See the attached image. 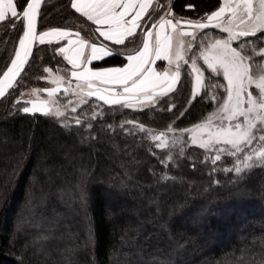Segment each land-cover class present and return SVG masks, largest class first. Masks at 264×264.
I'll use <instances>...</instances> for the list:
<instances>
[{
  "label": "trees",
  "instance_id": "1",
  "mask_svg": "<svg viewBox=\"0 0 264 264\" xmlns=\"http://www.w3.org/2000/svg\"><path fill=\"white\" fill-rule=\"evenodd\" d=\"M166 1L184 20L203 18L221 4L157 0L149 14L158 4L163 13ZM71 2L45 0L39 32L67 28L101 42L96 26ZM20 36V28L8 31L0 22V77ZM225 36L209 27L198 40ZM251 38L263 46L264 37ZM142 40L138 35L127 50L115 47L130 51ZM61 45L37 43L27 68L0 100V164L8 162L0 184V264H264V159L249 148L213 162L179 132L213 110L212 97L224 95L218 79L207 72L205 88L192 98L183 65L175 90L151 106L128 108L91 96L64 116L23 113L29 105L25 91L38 88L46 95L44 69L69 66ZM114 58L104 65L124 63ZM168 129L178 132L158 148L153 136ZM247 154L252 161L244 159ZM237 166L239 174L227 170Z\"/></svg>",
  "mask_w": 264,
  "mask_h": 264
},
{
  "label": "snow or ice",
  "instance_id": "2",
  "mask_svg": "<svg viewBox=\"0 0 264 264\" xmlns=\"http://www.w3.org/2000/svg\"><path fill=\"white\" fill-rule=\"evenodd\" d=\"M44 2L45 0H23V3H18V0H0V22H5L8 31L18 28L22 30V36L18 38L19 48L15 51L14 58L10 60V66L2 72L0 77V97L5 95L6 88H13L16 78L24 71V66L28 64L29 57L32 55L33 43L52 44L53 39L59 43L67 38V46L59 47L58 51L73 69H79L72 72L73 77L84 80L90 89L96 82L101 85L111 84L114 87H120L125 95L122 100L115 93L114 88H105L102 91L90 90L87 93L89 97L96 96L105 104H122L132 108L133 104L128 94L135 93L137 101L142 106L143 104L151 106L175 90L174 85L178 83L181 76V63L183 65L191 63L189 74H195L198 87L202 86L205 70L209 71L210 76L214 74L213 78L226 81V84L219 85L226 93V99L222 95L212 97L218 104L219 123L214 132L208 133V141L201 143L200 147L207 148L215 144L230 145L234 150L230 154L236 156L238 152H244L249 148L256 152V149L252 148L253 142L264 141V135L257 137L253 132L256 128L254 120L259 118V122L264 124V75H257L251 63L254 58L264 60V47L257 50L248 45L247 40L233 46V42L241 41V38L255 37L256 40H260L264 37V0H223L224 6L197 20L177 19L174 11L167 6H163L165 10L159 13L157 9L161 7L160 4L149 14L146 10L152 5L153 0H72L70 7L76 13H80L88 21L100 26L96 29L99 37L103 38L99 44L72 40L70 37L73 33L62 28H51L37 34V18ZM185 7L194 9L195 5L187 4ZM226 14L227 19H225ZM182 22L196 31H182ZM209 27L219 29L220 33H227V38H213L208 43L197 40L196 33ZM137 29L141 30L139 34ZM75 35L79 37L80 33L77 32ZM138 35L144 38V42L139 47L125 52L119 50V48L127 50L133 46ZM184 36L192 37V43L187 47L182 39ZM104 41L110 42L112 46ZM193 47L197 49L198 54L193 53L186 59V54L191 52ZM248 47H251V51H246ZM114 55L124 61L123 66H104L103 62ZM197 60H202L206 69L198 66ZM94 61L96 66L88 67ZM155 61H167L168 65L173 66L174 71L163 67L157 70L153 67ZM44 71L50 72L51 69H44ZM160 80H163L167 87L160 93L154 94L153 88ZM44 91L51 95L55 94L57 89ZM64 91L67 92L68 89L65 88ZM206 95L207 91H205ZM21 111L34 114L41 112L42 107L33 103L31 107H22ZM72 111L75 112L76 109L73 108ZM43 114L64 116V113L59 110L43 111ZM241 117L244 118L247 128L242 126ZM75 123L79 125L81 120L76 118ZM208 126L211 127V121ZM88 127L91 128L92 125L89 124ZM140 128L141 131L144 130L143 125H140ZM156 139H159V136ZM192 143H196L194 137ZM156 146L165 147L163 143ZM219 151H227V149ZM257 156L264 159V148L257 152ZM244 159L252 161L253 156L247 154ZM219 160L221 156L218 154L213 162ZM252 167V164H245V169ZM227 170L230 172L234 170L238 174L243 171L238 166ZM81 198H83L82 194Z\"/></svg>",
  "mask_w": 264,
  "mask_h": 264
},
{
  "label": "rangeland",
  "instance_id": "3",
  "mask_svg": "<svg viewBox=\"0 0 264 264\" xmlns=\"http://www.w3.org/2000/svg\"><path fill=\"white\" fill-rule=\"evenodd\" d=\"M166 3H165V6L170 8V6L168 4V1H166ZM254 6H256V5L254 4ZM229 11H230V9H229ZM225 19H227V14L225 15ZM194 31H196V30L194 29ZM200 32L201 31L196 33L197 40H198V34ZM225 35L226 36L223 37V38L226 39L228 34L225 33ZM185 39H186L185 40V47H187L188 45H190L192 43V37L187 36V38H185ZM245 40H247L248 45H250L251 47H255L257 50H259V48H260L259 44L256 41H254L252 38H241V41H234L233 42V46L235 47L237 45V43L244 42ZM208 42H211V41H206L205 43H208ZM18 46H19V44H18ZM18 46H17V49H18ZM251 47L246 48V51H251ZM262 47H264V39H263V46ZM193 53H197L198 54L197 49L195 47L192 48L191 52H188L186 54L185 58L187 59L189 56H192ZM251 63H252L253 71L257 75H264V60H257V59L254 58ZM174 64H175V62H174ZM197 65L200 66L201 68L206 69V65L203 64L202 60H197ZM182 66H183V63H181V76L183 74ZM187 68H188V72L190 73L191 72V63H189L187 65ZM59 70H63V69H59ZM207 72H209V71L205 70L204 73H203L202 86L201 87H198L197 84H196L195 74H191L190 75L191 87H192L191 88V91H192L191 96H192V98H194L198 94H200L203 91V89L205 88L206 82L208 81V80L206 81ZM181 76H180V78H181ZM213 76H214V74H213ZM60 78L61 77L59 75L48 72L47 76L45 77V80L48 81V84L55 86V88L57 89L56 92H58L60 89H61V91H63L62 95H64V97H66V100H67V102H66L67 104L66 105H62L63 102L61 100L62 99L61 95L58 96L57 99L54 98V96L56 97V94L54 96H48L49 99H47V101H45L44 99L41 98V97H43L42 95H40V93H41L40 91L41 90L36 88V89H29V90L25 91V97L30 101L28 107H31L32 104L35 103V104H37V106L42 107V111L40 113H43V111L56 112L57 110H59L61 112H64L66 110L67 111H72L73 108H75L77 110L79 107H81L82 105H84L87 102L89 96H87V95H85L83 93L78 94L76 92L77 90L75 88L74 89H69L67 92H65L61 88V86H59V85H62V81H61ZM217 79H218V84L219 85L220 84H226V81H223L220 78H217ZM53 81H58V83H53ZM209 84L210 85L212 84L210 79H209ZM219 88L223 90V88H221V87H219ZM214 90H215V86L213 85V86H211L210 91L212 92ZM35 91H38L37 94L36 93L34 94ZM73 93H77V94L73 95ZM153 93L155 94V90L153 91ZM33 94H34V96H33ZM134 96H136V95H134ZM223 98L226 99V93H224ZM53 102H55V104H53ZM214 103H215V105H214L215 107L213 108V110L201 122H199L198 124H195V125H193L191 127H188L186 129H183V130L179 131V132H183V133L186 134L187 140H188L190 145H194V146L200 147L201 143H205V142L208 141V139H209L208 133L210 131L214 132L216 130V125L219 123L218 118H217L218 104L215 101H214ZM132 104H133L132 108H140V107L148 105V104H143V106H142L141 103L138 102L137 100H136V102H133ZM209 121H211V127L208 126ZM240 122L242 123V126L244 128H247V124L244 122V118L243 117L240 118ZM225 123H227V122H225ZM254 123H256V128L253 129V132L257 135V137H259L260 135H264V130H262V129H264V124H261L259 122V118L254 120ZM197 125H201V127L198 128ZM175 132H178V130L168 129L167 131L159 132V134H156L155 136H153V138L155 139L156 144L163 143L166 146L168 144L169 138H170V135H168V134H171V133L174 134ZM161 133H163L164 135L161 136L160 135ZM157 136H159V139H156ZM193 137L196 139V143L195 144L192 143ZM252 148L256 149V153H257L262 148H264V141H260V140L254 141ZM2 149H4V147ZM202 149H204L206 151V155H207L208 158L209 157L210 158H214L218 154L221 157L226 156V155L232 156L230 153L232 151H234L231 148L230 145H225V144H215L214 146H209L207 148H202ZM220 149H227V151H219ZM240 153L241 152H238L237 155L240 154ZM7 164H8V162L6 160L1 161V164H0L1 165L0 166V184L3 181L1 179L2 178L1 174H2V170H3V166L7 165ZM15 216L16 217L19 216V208H18L17 212L14 214V217Z\"/></svg>",
  "mask_w": 264,
  "mask_h": 264
},
{
  "label": "crops",
  "instance_id": "4",
  "mask_svg": "<svg viewBox=\"0 0 264 264\" xmlns=\"http://www.w3.org/2000/svg\"><path fill=\"white\" fill-rule=\"evenodd\" d=\"M156 1L157 0H153V3H152V5L146 10L148 13L150 12V10L152 9V7H153V5L156 3ZM224 4H223V0H221V4H220V6L219 7H221V6H223ZM218 10V9H217ZM86 18V17H85ZM146 18V17H145ZM90 22H92V21H90ZM93 23V22H92ZM94 24V23H93ZM95 26H96V29L98 28V27H100L99 25H96V24H94ZM51 29V28H50ZM50 29H47V30H50ZM62 29H65V30H68V31H70V32H72L73 33V35L70 37L72 40H84V41H87L89 44H91V43H97V44H99L100 42H95V41H90V40H88V39H86V38H84L81 34L79 35V37H77L76 35H75V33H77V31H73V30H70V29H67V28H62ZM47 30H43V31H47ZM140 29H137L136 31L138 32ZM181 30L182 31H189V32H194V29H192L191 27H188V26H183V25H181ZM153 31H157L156 29H153ZM40 33V32H39ZM38 33V34H39ZM99 34V33H98ZM102 38V37H101ZM185 38H187V36H184V37H182V39H183V41H184V44H185ZM103 39V38H102ZM55 42V39H53V43ZM60 42H62V45L61 46H67V38L66 39H64V40H61ZM108 42V41H107ZM144 42V38H143V40H142V43ZM38 43V42H37ZM110 43V42H109ZM141 43V44H142ZM111 44V43H110ZM115 56V55H114ZM114 56L113 57H108L106 60H111L112 62L115 60V58H114ZM63 57V56H62ZM66 61V60H65ZM67 62V61H66ZM174 62H175V57L173 58V64H174ZM68 63V62H67ZM69 64V63H68ZM96 66V62L94 61L93 62V64L92 65H89L88 67H95ZM104 66H123V64L122 65H116V64H106V65H104ZM153 67H155L157 70H160L162 67L163 68H169V69H172V70H174L173 69V66L172 65H168V62L167 61H155V63H154V65H153ZM73 71H79V69H73V67H72V65L71 64H69V66L67 67V68H64L63 70H57V71H53V70H51L50 71V73H53V74H57V75H59L60 77H62L63 79L61 80L62 81V85H59V86H61V88L64 90L65 88H67L68 90L69 89H76L77 91V93L78 94H80V93H83L84 94V92H89L90 90H96V89H100V90H103V89H105V88H114V91H115V93H116V88L117 87H114L113 85H111V84H108V85H101V84H99L98 82H96V83H93L92 84V86H91V89L87 86V84H86V82L84 81V80H79V79H77L76 77H73L72 76V72ZM159 79V78H158ZM169 82H170V79H171V73H170V76H169ZM166 86V84H164V82H163V80H160L159 81V83H158V85L157 86H155L154 88H153V91L154 90H157V89H160V88H162V87H165ZM52 88H55V86L54 85H50V84H48V81H47V86H46V88L45 89H52ZM33 89H36V88H33ZM44 89V90H45ZM43 90V91H44ZM37 92L38 91H35L34 92V94L36 93L37 94ZM46 92V95L45 96H43V97H41L42 99H44L45 101H47V99H49L48 98V96H54L55 94H56V97L54 96V98H56L57 99V97L59 96V93L61 92V89L58 91V92H56L55 94H49L47 91H45ZM63 92V91H62ZM77 93H73V95H75V94H77ZM34 94H33V96H34ZM41 95V94H40ZM128 95H136L135 93H132V94H128ZM55 99V100H56ZM29 101V100H28ZM29 103H30V101H29ZM53 104H55V102H53Z\"/></svg>",
  "mask_w": 264,
  "mask_h": 264
},
{
  "label": "water",
  "instance_id": "5",
  "mask_svg": "<svg viewBox=\"0 0 264 264\" xmlns=\"http://www.w3.org/2000/svg\"><path fill=\"white\" fill-rule=\"evenodd\" d=\"M45 3V2H44ZM44 3L41 5V11H42V8H43V5H44ZM40 15H41V12H40ZM40 15L38 16V18H37V23H36V27H37V34L39 33V21H40ZM181 25H183V26H187V25H184L183 24V22H182V24ZM36 45H37V42H35V43H33V46H32V55H31V57H29V62H28V64L30 63V61H31V59H32V56H33V54H34V51H35V48H36ZM18 48H19V46H18ZM18 50V49H17ZM28 64H26L25 66H24V71H25V69L27 68V66H28ZM23 71V72H24ZM23 72L20 74V76H18L17 78H16V82L14 83V85L17 83V81L19 80V78L21 77V75L23 74ZM2 77V76H1ZM14 85H13V87H14ZM11 89H8V88H6L5 89V95L10 91ZM102 91V90H101ZM4 95V96H5ZM3 96V97H4ZM122 100L125 98V95H118ZM3 97H0V100L3 98ZM94 98H96L97 100H99L96 96H93ZM129 98L131 99V100H133V99H135L136 98V96H134V95H129ZM99 101H101V100H99ZM101 102H103V101H101ZM104 103V102H103Z\"/></svg>",
  "mask_w": 264,
  "mask_h": 264
},
{
  "label": "built area",
  "instance_id": "6",
  "mask_svg": "<svg viewBox=\"0 0 264 264\" xmlns=\"http://www.w3.org/2000/svg\"><path fill=\"white\" fill-rule=\"evenodd\" d=\"M116 92H117V93H122V92H123V90H122V88H120V87H117V88H116Z\"/></svg>",
  "mask_w": 264,
  "mask_h": 264
}]
</instances>
